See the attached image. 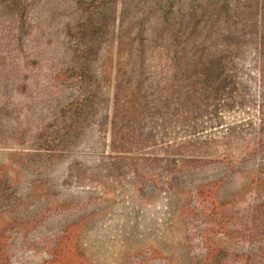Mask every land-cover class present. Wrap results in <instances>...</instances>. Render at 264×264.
Segmentation results:
<instances>
[{"label":"rangeland","instance_id":"rangeland-1","mask_svg":"<svg viewBox=\"0 0 264 264\" xmlns=\"http://www.w3.org/2000/svg\"><path fill=\"white\" fill-rule=\"evenodd\" d=\"M263 24L0 0V264H264Z\"/></svg>","mask_w":264,"mask_h":264},{"label":"trees","instance_id":"trees-1","mask_svg":"<svg viewBox=\"0 0 264 264\" xmlns=\"http://www.w3.org/2000/svg\"><path fill=\"white\" fill-rule=\"evenodd\" d=\"M263 26V29H264V24L262 25ZM261 39V43H262V45L264 46V36L262 37V38H260ZM207 63V65L208 64H211V62L209 61V62H206ZM209 66V65H208Z\"/></svg>","mask_w":264,"mask_h":264}]
</instances>
